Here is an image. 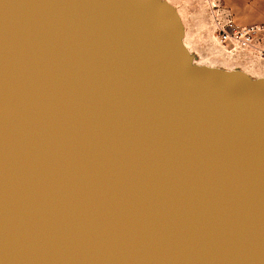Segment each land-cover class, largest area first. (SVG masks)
Wrapping results in <instances>:
<instances>
[{
    "label": "water",
    "instance_id": "water-1",
    "mask_svg": "<svg viewBox=\"0 0 264 264\" xmlns=\"http://www.w3.org/2000/svg\"><path fill=\"white\" fill-rule=\"evenodd\" d=\"M178 35L158 0H0V264H264V84Z\"/></svg>",
    "mask_w": 264,
    "mask_h": 264
},
{
    "label": "rangeland",
    "instance_id": "rangeland-1",
    "mask_svg": "<svg viewBox=\"0 0 264 264\" xmlns=\"http://www.w3.org/2000/svg\"><path fill=\"white\" fill-rule=\"evenodd\" d=\"M158 1L174 15L179 42L195 61L194 68L264 84V56L254 49L243 50L236 42L222 41L224 32L233 28L264 24V0ZM257 46L264 48V40Z\"/></svg>",
    "mask_w": 264,
    "mask_h": 264
},
{
    "label": "built area",
    "instance_id": "built-area-1",
    "mask_svg": "<svg viewBox=\"0 0 264 264\" xmlns=\"http://www.w3.org/2000/svg\"><path fill=\"white\" fill-rule=\"evenodd\" d=\"M262 40H264V24L233 28L231 32H224L222 36V41L236 42L243 50L254 49L263 57L264 48L259 49L260 47L257 46Z\"/></svg>",
    "mask_w": 264,
    "mask_h": 264
},
{
    "label": "bare ground",
    "instance_id": "bare-ground-1",
    "mask_svg": "<svg viewBox=\"0 0 264 264\" xmlns=\"http://www.w3.org/2000/svg\"><path fill=\"white\" fill-rule=\"evenodd\" d=\"M189 60H190V65H191V67H193L194 65H195V61H192V57L191 58H189ZM198 63V62H197ZM205 67V66H204ZM202 68V67H201ZM227 72V71H226Z\"/></svg>",
    "mask_w": 264,
    "mask_h": 264
}]
</instances>
